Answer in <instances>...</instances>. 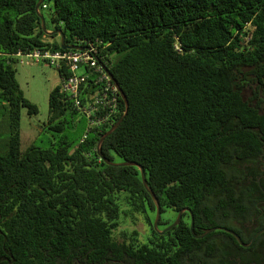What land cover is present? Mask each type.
Instances as JSON below:
<instances>
[{"label":"trees","instance_id":"trees-1","mask_svg":"<svg viewBox=\"0 0 264 264\" xmlns=\"http://www.w3.org/2000/svg\"><path fill=\"white\" fill-rule=\"evenodd\" d=\"M38 1L0 0V264H147L136 233L127 234L132 247L116 236L123 223L139 221L152 235V264H166V243L180 245L171 264H209L217 236L229 234L215 230L195 238L190 212L158 233L139 168L109 165L97 154L100 137L125 111L122 99L115 117L91 129L83 142L87 129L48 147L22 149V109L37 114L38 106L24 96L13 55L61 49L60 36L43 30ZM45 4L48 30L62 29L70 44H105L100 56L129 110L102 153L144 167L162 208L159 228L169 226L170 210L183 208L191 210L197 235L235 221L257 222L264 202L257 181L264 172V112L253 99L264 89V0ZM49 107L50 128L58 133L73 126L69 118L80 112L61 83L51 91ZM254 235L242 238L250 242ZM263 240L264 233L256 242Z\"/></svg>","mask_w":264,"mask_h":264},{"label":"built area","instance_id":"built-area-1","mask_svg":"<svg viewBox=\"0 0 264 264\" xmlns=\"http://www.w3.org/2000/svg\"><path fill=\"white\" fill-rule=\"evenodd\" d=\"M43 8L47 7L45 2ZM83 50L34 48L18 50L13 56L21 64L47 63L58 72H69L61 78L62 91L74 103L77 111L85 114L88 128L82 138H87L91 129L103 127L119 111L121 96L113 81L99 64L105 44L102 40H80L74 43Z\"/></svg>","mask_w":264,"mask_h":264},{"label":"rangeland","instance_id":"rangeland-1","mask_svg":"<svg viewBox=\"0 0 264 264\" xmlns=\"http://www.w3.org/2000/svg\"><path fill=\"white\" fill-rule=\"evenodd\" d=\"M48 21V26H52L50 22L48 10L42 11ZM53 30V27L52 29ZM17 70L16 76L24 96L32 103L38 106L37 114H29L27 108L22 109L21 116V139L22 149H26L29 145L48 147L52 142L57 143L60 136L67 135L68 138L73 139L81 135L88 127V120L82 113H76L69 119L73 121V126L67 128L64 133H58L50 128L49 118V96L51 91L61 83V76L55 67L49 64L32 63L15 64ZM251 89L245 91V97L249 99L253 96ZM264 106V105H263ZM1 129V126H0ZM8 136V131L4 134V138ZM3 137V136H2ZM0 138V143H2ZM1 145V144H0ZM175 216V214H173ZM134 223H123L116 232L124 228H131ZM141 232H144L148 227L145 223L140 222L139 226ZM130 230V229H129Z\"/></svg>","mask_w":264,"mask_h":264},{"label":"flooded vegetation","instance_id":"flooded-vegetation-1","mask_svg":"<svg viewBox=\"0 0 264 264\" xmlns=\"http://www.w3.org/2000/svg\"><path fill=\"white\" fill-rule=\"evenodd\" d=\"M255 87L256 86L254 85V88ZM251 93H253V91ZM259 97H260L259 100L253 99V103L256 104L259 102L260 107H261L260 108L261 113H263L264 112V106H263L264 105V89L263 88H260ZM262 179L264 180V172L261 173L257 177V181L260 185V190L262 193H264V186L261 184ZM260 210H261V215H260V219L257 222H254L255 219L254 221H249V220H243L241 222L235 221L231 223L232 227H226V226H222V227H226L236 232L240 236L241 240L244 242L242 236L250 237L253 232H255L256 234L259 230L264 228V202L262 203V207L260 208ZM178 213L179 211L175 212L174 210H170L168 212V215L170 216V218H172V221L169 223V225L172 224L176 220ZM185 213H189V212L188 211L183 212L181 219L185 217ZM173 214H175V216H173ZM139 223L140 221L137 222L136 224H133L132 227L129 228L130 230L128 228H124L120 230L119 234L118 232L116 233V236L118 238V241L121 244H126L132 247L131 244H132L133 239L130 238L127 234L136 233L134 235L135 244H141L143 247H145L144 252L145 254H147V257L143 256V259L147 258V264H152L153 263V260L151 258L152 251L149 249L153 246L152 240H151L152 235L149 233L148 228H146L144 232H141V229L138 227ZM219 231H223V230H219ZM223 232L229 234L230 236L223 235V234H220L217 236V240H218L216 244L217 250L214 253V255H212V258L209 261V264H260L259 261L264 259V240L256 242V240L264 232L260 234L254 240V242L251 243L252 239L250 242H244L246 245L251 243L248 246L242 245L238 241V239L235 237V235L230 234L226 231H223ZM179 246L180 245H176L175 243L165 244L164 259H165L166 264H171L172 253L179 250ZM200 262L201 264H204L202 260Z\"/></svg>","mask_w":264,"mask_h":264},{"label":"water","instance_id":"water-1","mask_svg":"<svg viewBox=\"0 0 264 264\" xmlns=\"http://www.w3.org/2000/svg\"><path fill=\"white\" fill-rule=\"evenodd\" d=\"M45 2V0H39L36 4V12L37 14L39 15L40 19H41V23H42V27H43V30L44 32L47 34V35H54V34H58L60 36V47L62 49H76V50H83L84 47H81L79 45H76V44H70L66 41V36L63 32L62 29H53V30H48L47 29V26H46V20H45V17L44 15L42 14L41 12V6L43 5V3ZM99 64L101 65V67L104 69V71L108 74V76L110 77V79L113 81V83L115 84V86L117 87L118 91H119V94L121 96V99L123 100L124 104H125V111L123 112L122 116L116 121L114 122L111 127L100 137L99 141H98V144H97V154L99 155V157L104 161L106 162L107 164L109 165H113V166H135V167H138L139 170L141 171V176H142V181H143V184L145 186V189L146 191L151 195L153 201H154V204H155V208H156V216H155V219L153 221V226L155 228V230L160 233V234H164L165 232L171 230L172 228L176 227L180 221H181V218H182V214L183 212L185 211H188L191 213V226H190V230H191V233L193 234V236L195 238H204L206 237L208 234H210L211 232L215 231V230H223V231H226L230 234H233L235 235V237L238 239V241L244 245V246H248L250 245L252 242H254V240L264 232V228H262L261 230H259L255 235L254 237L252 238V241L250 244L246 245L240 238V236L234 232L233 230L231 229H228L226 227H222V226H216V227H213V228H210L208 229L207 231H205L204 233L202 234H195L194 232V217H193V214L191 212V210L189 208H183L179 211L177 217H176V220L170 224L169 226L163 228V229H160L159 228V223H160V220H161V215H162V208H161V205H160V201L158 199V197L156 196L155 192L151 189V187L149 186L148 184V181H147V177H146V172H145V169L142 165H140L139 163L135 162V161H124V162H113V161H110L108 158H106L103 153H102V146H103V143L105 141V139L110 136L117 128L118 126L122 123V121L125 119L127 113H128V110H129V101H128V98L125 94V92L123 91V89L121 88L120 84L118 83V81L116 80V78L114 77V75L112 74L111 70L109 69V67L101 60H99Z\"/></svg>","mask_w":264,"mask_h":264}]
</instances>
